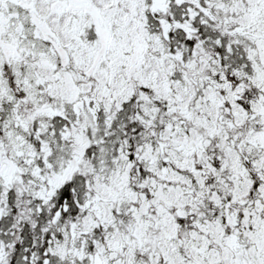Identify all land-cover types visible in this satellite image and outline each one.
Here are the masks:
<instances>
[{
  "label": "snow or ice",
  "instance_id": "obj_1",
  "mask_svg": "<svg viewBox=\"0 0 264 264\" xmlns=\"http://www.w3.org/2000/svg\"><path fill=\"white\" fill-rule=\"evenodd\" d=\"M0 264H264V0H0Z\"/></svg>",
  "mask_w": 264,
  "mask_h": 264
}]
</instances>
